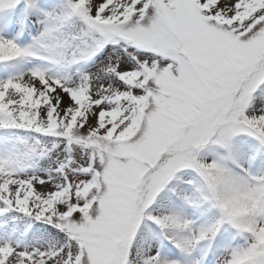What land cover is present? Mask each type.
I'll list each match as a JSON object with an SVG mask.
<instances>
[{
  "label": "snow or ice",
  "instance_id": "snow-or-ice-1",
  "mask_svg": "<svg viewBox=\"0 0 264 264\" xmlns=\"http://www.w3.org/2000/svg\"><path fill=\"white\" fill-rule=\"evenodd\" d=\"M0 264H264V0H0Z\"/></svg>",
  "mask_w": 264,
  "mask_h": 264
}]
</instances>
